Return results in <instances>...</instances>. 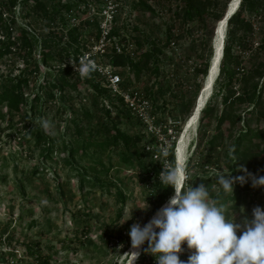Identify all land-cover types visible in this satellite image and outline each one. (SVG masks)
Segmentation results:
<instances>
[{"label":"rangeland","instance_id":"1","mask_svg":"<svg viewBox=\"0 0 264 264\" xmlns=\"http://www.w3.org/2000/svg\"><path fill=\"white\" fill-rule=\"evenodd\" d=\"M39 1L42 5L34 0L26 3L16 0L14 6H0V38L7 26L11 42L16 43L23 31L31 42L29 49H23L17 42L12 46V53L0 61V92L7 81L19 73L25 59L29 61L25 73L28 83L23 90L26 104L20 112L9 111L5 104H0V264H34L33 258L26 253L27 245L38 248L48 258L49 264H126L131 256L130 226L133 223L143 226L152 217L148 204L150 193L145 188L147 185L141 183L140 160L132 152L125 155L132 162L127 164L122 161L121 147L95 145L107 142L108 128L102 126L107 119L101 110V101L85 81L88 75L73 73L66 78L71 87H64L63 91L51 88L52 82L60 78L57 72L69 65L75 56V45H68V33L77 28L82 51H92L96 61L110 65L106 55L113 52L112 47L116 43L124 54L138 59L141 52L151 49L152 44L163 48L168 27H171L173 38L170 46L159 55L163 61L157 81L149 70L143 71L136 79L127 68L110 66L131 82L127 88L155 90L162 85L164 92L156 100L159 107H156L155 114L161 120L174 122L177 126L173 128L176 140L192 114L204 84L206 77L196 75L195 69L198 63L206 60L210 66L217 23L210 20L205 27L194 22L183 23L175 15L181 7L180 0H141L156 10L155 15L137 7L139 0H116L118 11L114 26L118 36L110 37L104 55L100 56L94 50L99 39L97 30L85 24L88 18L84 10L87 4L99 0H57L55 4L50 0ZM217 1L216 10L220 12L226 0ZM76 3L77 7H74L72 4ZM53 5L72 7L63 14L64 18L58 19V11H51ZM248 22L252 31L243 36L238 34L240 43L233 48L241 62L239 75L234 78L239 81L232 84L235 96L244 88L242 76L260 67L264 71L261 34L264 9L249 17ZM60 35H63L60 47L51 45L52 49L47 51L53 59L42 65V40L58 42ZM137 42L145 45L138 49ZM61 46H69L68 52L60 49ZM222 82L218 78L212 93ZM254 83H257L256 94H260L257 104L228 107L226 111L233 110L237 118L232 124L225 122L218 131L214 129L213 120L208 123L207 120L201 122L199 118L188 132L184 150V168L189 178L185 189L204 184L212 200L221 190L216 181L220 171L228 173L231 178L245 176L243 184L235 183L233 186L238 197L226 192L218 204L224 205L227 217L231 219L233 215L237 223L245 218L250 220L256 207L264 211V186H253L252 183L253 179L264 177V77L255 79ZM182 102L187 108L181 106ZM222 109L223 106L218 104L217 115ZM44 121L51 127L42 129L55 142L48 159L42 158V149L35 146V140L25 136L30 127H42ZM115 121L121 132L129 135L135 132L127 120L117 118ZM249 129L251 134L258 132L263 135V139L248 140L243 145V150L247 148L252 157L243 162L237 159L235 176L232 177L228 169L231 163L226 155L237 134ZM213 135L216 136L215 147L209 151L206 143ZM69 149L75 152L74 164L67 165L65 159ZM242 168L245 171H241ZM83 171L88 178L101 182L103 187H84L80 191L78 175ZM114 188L123 192L126 198L123 204L116 199ZM145 201L146 209H134L131 219L119 223L128 218L131 208H143ZM120 210L121 217H118ZM236 234L239 236L240 232ZM141 249L142 246L139 253ZM181 249L179 259L185 262L195 251L188 249L186 242H182Z\"/></svg>","mask_w":264,"mask_h":264},{"label":"trees","instance_id":"2","mask_svg":"<svg viewBox=\"0 0 264 264\" xmlns=\"http://www.w3.org/2000/svg\"><path fill=\"white\" fill-rule=\"evenodd\" d=\"M7 2H3L0 0V6L3 5H12L14 6L16 0H6ZM23 3H26L28 0H22ZM36 1L39 5L42 3L38 0ZM53 4L57 3V0H50ZM181 7L175 12V15L178 19H180L183 23H196L200 27L207 26V22L210 20H214V22L218 23L222 18L227 9V6L230 0H226L221 8V11L218 12L216 10L218 6L217 0H180ZM74 7H77L76 4H72ZM141 7L143 10L149 12L151 15H155L157 12L153 8H151L146 2L139 0L137 7ZM72 6L67 7H59L53 5L51 11L57 12V18L62 19L63 14L69 12V9ZM264 9V0H241L238 6L237 11L229 17L227 20L226 30L227 34L224 40L222 58L219 66V73L214 83L219 79H222V83L217 89L214 90L212 96L209 97V101L206 102L205 107L200 112L199 118L201 122L207 120L209 123L210 120L215 122V130L218 131L220 127L225 122H230V124L235 122L237 118L234 115L233 110L227 112L226 109L228 107L234 106V104H257L258 99L260 98V94H256L257 92V83H254L255 79H259L264 77V71L262 68H257L252 70L246 76L241 77V81L244 82V88L242 93L235 96L236 92L232 88L233 81H239L238 79H234L236 75H239V65L241 64L240 58L233 52V48L235 44L240 43V39L237 38V35L241 36L248 34L252 31L251 23L248 22V18L253 15L259 13ZM79 13V11H77ZM77 15V14H76ZM80 14H78L79 16ZM77 16V17H78ZM0 21H1V11H0ZM117 16L114 19V25L116 24ZM87 26H93L94 29L97 30V18H92V21L87 20L85 22ZM9 27H5L3 32V36L0 38V61L7 58L12 53V46H15L17 42H20L23 49L31 48V42L27 38V34L25 31L20 33L19 38H17L16 43L11 42L10 35L8 31ZM168 37L167 42L163 46V48H159L155 44H152L151 49H148L144 52H141L138 59L131 58L130 56L121 53H116L113 51L110 55H106L108 58V63L112 67L117 68H127L130 73H133L136 79H139L141 73L145 70H149L153 76L155 77V81L160 77L162 71L160 63L163 59L159 58V55L164 53V50L170 46L171 39L173 38L171 27H168ZM99 36L98 30L96 31ZM263 40H264V30L261 32ZM118 36V31L115 26L111 29L110 37ZM58 42L46 41L42 40L40 47V63L42 65L48 64V59H53L52 56L48 54V50L53 47H60V44L63 41V35L58 36ZM68 45H75V49L73 50V54L75 55L73 59H76V56L82 52L83 48H80V44L78 42V29L72 28L68 33ZM145 43H138V49H141ZM69 46H61L60 49H65V52H68ZM264 48V44L262 45ZM72 59V60H73ZM29 61L25 59L24 65L19 71V73L14 77V79L8 80V84L4 85L0 92V104H5L9 111L20 112L21 107L26 104L25 99L23 98V90L24 87L28 83V79L25 76L27 72V64ZM38 62H35V65L38 66ZM163 63V62H162ZM35 66V67H37ZM209 68V61L200 62L197 64V68L195 69L196 75H201L202 78L207 76V70ZM72 69L69 65L65 66L62 70H59L57 74L59 75V80L52 82L51 88L56 91H63L64 87H71V85L66 81V78L74 75ZM123 80V87L127 88L130 85V81L125 79L122 73L118 72ZM124 77V78H123ZM125 79V81H124ZM86 83L88 87L93 91L96 98L100 99L101 110L103 111L104 116L106 117L105 123L102 125L104 128H108V139L105 144H98V147H121V157L122 161L127 164H131L129 156L127 152H132L136 156L138 160H140V179L141 183L146 184V190L149 191L150 196L148 197V204L151 206V216H153L157 210L173 195L174 190L172 187H165L160 180L158 179V175L162 172V164L160 161H152L151 157L148 153L144 151V145L148 142H151L142 132V128L140 126L139 121H137L131 113L125 108L122 101L119 98H113L109 92L101 87L100 78L90 73L86 78ZM158 83V82H157ZM160 84V83H159ZM144 94L145 98L151 103L156 111V103L157 99L161 97L164 92L162 85H159L155 90L145 88L141 90ZM52 97V96H50ZM35 99H39L38 96H35ZM222 105L223 109L217 115V106ZM182 107H186L183 102L181 103ZM191 111V109H190ZM122 118L127 120L132 128L135 129L133 134L129 135L127 133L121 132L117 129L116 119ZM177 128V127H176ZM27 138H33L35 140V146L41 147L42 149V158L48 159L54 151L55 142L53 139L48 138L40 126H33L28 129L25 133ZM263 135L258 132L251 134V130L240 131L237 136L233 139V142L230 147V152L226 155V158L231 163L229 166V170L231 172L232 177L235 176L236 171V162L237 159L240 162L247 160L248 157H252L249 154V150L245 148L243 150V145L250 140L253 142L255 140H261ZM216 136L213 135L211 139L206 143V149L212 151L215 147ZM89 143V142H88ZM66 147V146H65ZM173 147L172 146L168 152L167 160L169 162L170 169L175 168V161L173 155ZM264 152V151H263ZM74 151L69 149L67 150V157L65 159V163L68 165L70 163L74 164ZM152 173V177H149V174ZM78 187L79 190L82 191L84 187L89 188H102L103 184L98 182L95 179H90L86 176L83 171L79 175ZM109 187V186H108ZM165 187V188H164ZM249 186H246L248 188ZM244 188V187H243ZM115 189V196L119 203L123 204L126 200L123 192L118 189ZM149 189V190H148ZM226 193L222 189L213 196L212 200L219 201L222 199L223 194ZM234 196L238 197V191L234 190ZM118 217H121V210L118 213ZM158 231V230H157ZM26 253L33 258L34 264H49V260L46 256L41 254V251L38 248H34L31 245L25 246ZM147 248V242L142 245V249L137 257V260L134 264H156V259L153 255L146 252L144 249Z\"/></svg>","mask_w":264,"mask_h":264},{"label":"clouds","instance_id":"3","mask_svg":"<svg viewBox=\"0 0 264 264\" xmlns=\"http://www.w3.org/2000/svg\"><path fill=\"white\" fill-rule=\"evenodd\" d=\"M95 67L93 62L82 60L78 70L87 76ZM41 126L45 130L51 127L47 121ZM159 180L165 187H172L174 193L147 223L130 226L128 236L132 249H139L147 242L144 250L155 257L156 264H264V211L254 208L252 218H245L241 223L235 222L233 215L229 219L225 206L210 199L204 184L184 188L189 182L187 171L184 167L177 169L176 163L175 168L162 170ZM216 181L224 192L233 193L234 184H243L245 176L231 178L220 171ZM252 183L264 186V177L253 179ZM146 208V201L143 208H131L128 218L119 223L131 219L134 209ZM182 242H186L188 249H195L186 262L179 259ZM129 254L133 261L139 252Z\"/></svg>","mask_w":264,"mask_h":264},{"label":"built area","instance_id":"4","mask_svg":"<svg viewBox=\"0 0 264 264\" xmlns=\"http://www.w3.org/2000/svg\"><path fill=\"white\" fill-rule=\"evenodd\" d=\"M84 10L87 13L88 20L92 21V17L97 18L99 39L94 50L96 54L104 55L110 40L111 29L114 26L118 4L116 0H99L97 3L87 4V8ZM72 20L76 21L75 18ZM171 46H173V43ZM112 49L116 53L122 52L121 46L117 43ZM91 53L92 51H82L76 56V59L71 60L69 66L72 72L80 74L78 69L82 60L93 62L96 67L91 73L100 78L101 87L106 89L113 98H119L122 101L125 108L139 121L143 134L150 139L151 142L144 145V151L149 154L152 161H160L163 170L170 169L167 155L172 146L175 147L173 151L175 154L178 138L175 140L176 132L173 128L177 126L174 122L157 118L154 107L145 98L141 90L123 87V80L118 73L113 71L114 68L96 61ZM72 65L77 68L76 71H74ZM159 176L160 173L158 179ZM149 177H152V173L149 174Z\"/></svg>","mask_w":264,"mask_h":264},{"label":"bare ground","instance_id":"5","mask_svg":"<svg viewBox=\"0 0 264 264\" xmlns=\"http://www.w3.org/2000/svg\"><path fill=\"white\" fill-rule=\"evenodd\" d=\"M240 1L241 0H230L229 11L232 13H230V15L227 17L226 20L221 19L215 27V35H214V41H213V54H212L210 66L208 68L206 80H205V82L201 88V92L197 96L194 110H193L192 114L187 118L186 122L184 123L183 130L177 139V144H176V149H175V158H176V168L177 169L180 167H184V161H185L184 150H185V145H186V137L188 135V132L190 130H192L193 127L195 126V124L199 118L200 112L205 107L206 102H207L210 94L212 93V88H213L214 82H215V80L218 76V73H219V66H220V62H221V58H222L227 20L229 19V17H231L237 11ZM166 202L162 206H164L166 204ZM139 249H132L131 248L130 253L134 252V251L138 252ZM134 261H135V259L132 261V256H130V259L128 260V262L126 264H133Z\"/></svg>","mask_w":264,"mask_h":264},{"label":"water","instance_id":"6","mask_svg":"<svg viewBox=\"0 0 264 264\" xmlns=\"http://www.w3.org/2000/svg\"><path fill=\"white\" fill-rule=\"evenodd\" d=\"M230 13H232V12L229 11V4H228L227 9H226V11H225V13H224L222 19H223V20H226L227 17L230 15ZM210 63H211V62H210ZM207 73H208V71H207ZM205 80H206V78H205ZM204 82H205V81H204ZM175 163H176V160H175Z\"/></svg>","mask_w":264,"mask_h":264}]
</instances>
